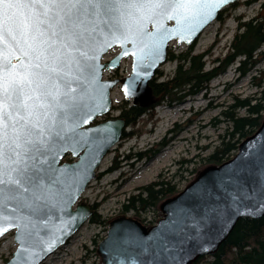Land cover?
Here are the masks:
<instances>
[{"label":"water","instance_id":"1","mask_svg":"<svg viewBox=\"0 0 264 264\" xmlns=\"http://www.w3.org/2000/svg\"><path fill=\"white\" fill-rule=\"evenodd\" d=\"M239 1L223 0L202 17L179 23L175 15L168 18L165 14L142 23L130 20L128 39L123 44L108 35L115 21L102 19V14L88 22L99 29L96 40L107 42L88 53L96 58L89 61L91 68H85L83 78L74 85L77 94H85L87 107L74 120L69 119V127L45 153L40 191L11 199L4 208V216L19 217L11 221V227L8 221L0 220V227L5 229L0 241L14 232L17 245L4 264H44L84 227L94 210L82 203L83 195L127 131L120 115L110 117L112 91L120 85L125 101L146 105L151 82L167 62L171 43L194 45L224 9ZM157 44L158 52H154ZM115 48L120 51L103 62ZM3 49L0 44V51ZM129 58L132 66L127 77L105 79V72L117 71ZM18 59L14 56L12 63ZM159 210L162 218L150 227L125 215L111 219L107 235L97 247L101 263L195 264L201 257L215 255L241 219L263 218L264 121L240 143L232 158L200 170L181 192L161 202Z\"/></svg>","mask_w":264,"mask_h":264},{"label":"snow or ice","instance_id":"2","mask_svg":"<svg viewBox=\"0 0 264 264\" xmlns=\"http://www.w3.org/2000/svg\"><path fill=\"white\" fill-rule=\"evenodd\" d=\"M220 2L0 0V220L11 227L19 219L3 215L8 201L40 191L45 153L69 127V119L87 107L85 94H77L74 85L96 58L88 53L107 42L96 40L99 29L88 22L102 14V19L115 21L108 35L123 44L130 20L142 23L165 14L175 15L179 23L202 17ZM153 51L158 52V44ZM17 55L20 59L13 64ZM4 230L0 227V233Z\"/></svg>","mask_w":264,"mask_h":264},{"label":"rangeland","instance_id":"3","mask_svg":"<svg viewBox=\"0 0 264 264\" xmlns=\"http://www.w3.org/2000/svg\"><path fill=\"white\" fill-rule=\"evenodd\" d=\"M225 10L223 20L217 19L193 45L192 55L206 54V71L218 67L217 60L226 57L240 22L264 16V0H240L236 7ZM188 49L174 41L169 50L177 56ZM118 52L117 48L109 52L103 62L111 60ZM256 58L257 63L246 75L242 76L237 70L238 60L211 80L203 92L160 105L150 116L142 117L134 129L127 128L126 132L140 131L141 135L123 139L106 156L97 179L83 195L82 203L95 207L97 215L110 221L120 215L135 218L136 211L123 214L124 205L141 188L155 181L172 182L181 192L200 170L208 166L205 159L220 145V137L228 127L222 113L238 101L264 97V45ZM131 66V58L125 59L120 69L114 73L105 72L104 77L124 79L131 73ZM175 69L176 63L167 61L160 69L162 77L159 81L167 80ZM114 94L120 97L118 101L113 98ZM112 100L114 106L124 104L120 85L112 91ZM235 113L240 117L247 115L245 109H236ZM111 115L115 117L120 112L114 110ZM139 153L146 156L138 158ZM115 162L118 169L110 171ZM158 213L160 210L155 209L141 211L140 216L146 221L142 223L147 227L155 223L160 219ZM107 231L108 226L88 221L44 264H101L95 251ZM16 247L14 232L7 234L0 241V264L12 257Z\"/></svg>","mask_w":264,"mask_h":264},{"label":"trees","instance_id":"4","mask_svg":"<svg viewBox=\"0 0 264 264\" xmlns=\"http://www.w3.org/2000/svg\"><path fill=\"white\" fill-rule=\"evenodd\" d=\"M239 3V2H238ZM238 3L231 7H236ZM223 10L219 20H223ZM264 45V16L240 22L238 30L231 42L229 52L222 61L217 60L218 67L206 71L204 59L206 54L192 55L193 46L185 53L175 56L168 53V61L176 63V69L167 80L159 81L162 77L160 71L150 85V97L146 105L124 104L114 106V110L120 112L121 118L126 121V127L134 129L139 120L144 116H150L155 108L163 104H171L183 98L197 95L206 89L207 84L222 74L230 65L239 60L237 70L242 76L246 75L257 63V55ZM264 97L261 99L238 101L234 106L222 113L224 121L228 124L226 132L221 136L220 145L205 159L206 165H219L232 158L238 151L240 143L254 134L264 121ZM236 109H245L247 115L240 117L235 113ZM140 131L124 132L122 140L134 136H140ZM146 154H137L138 158ZM130 156H127V159ZM116 162L110 171L117 170ZM179 191L172 182L155 181L140 189L137 195L128 199V204L123 207V214L136 211L135 218L146 222L141 218L140 212L155 209L159 212V206L165 199L176 195ZM94 214L89 222L95 225L108 226L109 220H104ZM159 214V213H158ZM160 216V214H159ZM158 216V217H159ZM96 255L97 250L95 251ZM195 264H264V217L261 219H241L234 228L229 239L220 247L213 256L201 257Z\"/></svg>","mask_w":264,"mask_h":264},{"label":"bare ground","instance_id":"5","mask_svg":"<svg viewBox=\"0 0 264 264\" xmlns=\"http://www.w3.org/2000/svg\"><path fill=\"white\" fill-rule=\"evenodd\" d=\"M113 98L115 99V101H118L120 99V97L117 94H114Z\"/></svg>","mask_w":264,"mask_h":264},{"label":"flooded vegetation","instance_id":"6","mask_svg":"<svg viewBox=\"0 0 264 264\" xmlns=\"http://www.w3.org/2000/svg\"><path fill=\"white\" fill-rule=\"evenodd\" d=\"M91 208H93V206Z\"/></svg>","mask_w":264,"mask_h":264}]
</instances>
